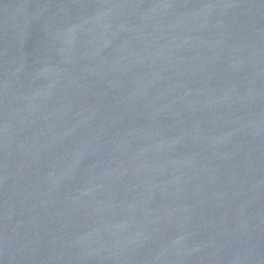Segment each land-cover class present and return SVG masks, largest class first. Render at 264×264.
I'll return each instance as SVG.
<instances>
[{
	"label": "water",
	"instance_id": "95a60500",
	"mask_svg": "<svg viewBox=\"0 0 264 264\" xmlns=\"http://www.w3.org/2000/svg\"><path fill=\"white\" fill-rule=\"evenodd\" d=\"M0 264H264V0H0Z\"/></svg>",
	"mask_w": 264,
	"mask_h": 264
}]
</instances>
